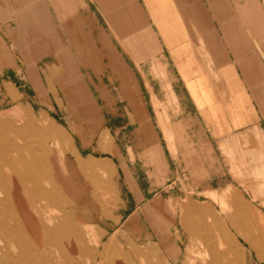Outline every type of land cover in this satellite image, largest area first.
I'll use <instances>...</instances> for the list:
<instances>
[{"label":"crops","instance_id":"crops-1","mask_svg":"<svg viewBox=\"0 0 264 264\" xmlns=\"http://www.w3.org/2000/svg\"><path fill=\"white\" fill-rule=\"evenodd\" d=\"M0 35L11 47L23 45L15 52L22 62L2 72L20 90L48 85L58 97L42 106L99 109L96 120L67 113L74 134L46 116L58 128L54 141L68 143L76 156L88 138L100 149L113 144L114 157L122 158L125 146L146 156L135 160L146 166L139 201L182 185L203 192L264 188V0H0ZM75 114L79 123L97 125L93 135L74 130ZM15 115L9 122L35 117L21 105ZM138 145L143 153L134 152ZM130 177L126 186L133 188ZM209 196L226 204L230 195ZM255 203L257 243L244 264H264V196ZM232 204L241 208L233 217L244 229L249 209L239 199ZM205 206L181 204L180 225L193 237L212 232ZM135 222L133 216L126 224L128 264H167L169 231L152 224L150 234L137 236ZM222 233L220 243L231 246Z\"/></svg>","mask_w":264,"mask_h":264},{"label":"rangeland","instance_id":"rangeland-1","mask_svg":"<svg viewBox=\"0 0 264 264\" xmlns=\"http://www.w3.org/2000/svg\"><path fill=\"white\" fill-rule=\"evenodd\" d=\"M21 47L23 45L11 47L0 35V154L6 151L10 162L16 163L23 171L33 175L36 183L28 181L27 185L30 188L36 186L37 193L33 190V196L24 197L22 202L16 193L14 180L8 178L11 201L18 212L17 221L21 222V228L18 230L16 220L10 218H7L5 224L7 231L1 227L0 231H4L5 241L0 240V264H128L130 246L128 238H131V231L126 224L133 216L137 222L135 227L137 236L150 234L152 224L155 228L163 225L169 231L173 250L167 255V264H211L213 261L220 264H244L246 259L253 258L252 249L257 243L258 229L255 202L259 195L264 196V188L230 186L235 193L231 190L222 192L227 187L212 190L220 192L221 195H230L226 204L220 201L221 198L214 202L209 196L212 191L203 192L183 185L171 188L169 192L167 188L155 189L153 197L139 201L143 199L142 192L147 190L138 187V184L145 183L143 178L146 166L144 163L137 164L135 160L137 158L145 160L146 156L133 155L130 147L125 146L123 157H114L113 144L109 149H100L97 140L88 138L85 141L86 147L81 148V154L86 158L84 159L82 156L74 155L68 143L54 141L52 136L58 133V128L50 117L57 120L67 132L74 134L70 124L66 122L67 113L72 114L73 111L81 115L85 113V119L96 120L99 109L42 106L41 104H53L55 97H58L56 92L49 90L48 85H32L33 88L42 90L26 92L20 90L19 85L9 81L2 72L4 65L17 67L18 62H22L16 58L15 53L16 49ZM38 78L41 81V76ZM17 97L19 99L15 100ZM169 103L172 105V101ZM20 105L25 112L29 111L35 117L26 123L9 122L16 120L15 114ZM157 106L159 107L158 104ZM160 108L166 113L169 110L165 106ZM82 118L75 114L74 130L84 136L93 135V129L97 125L79 123L77 120ZM82 142L81 139H77L74 144L81 146ZM127 142L129 144V141ZM169 142L174 149V139L169 138ZM143 148L138 145L134 152L139 150L138 152L143 153ZM33 163L41 171L33 172ZM125 174L132 176L130 179L132 178L133 188L126 186ZM158 174L160 175V171ZM234 174L241 178V172ZM138 175L142 176L140 180L135 178ZM29 178L31 180V177ZM239 182L243 183L240 179ZM2 187L0 181L1 190ZM2 196L3 194H0V198ZM51 196L55 199L52 206L48 204L47 199L42 198ZM234 198L243 201L245 208L250 212V217L244 218V229L233 217L237 212V208L232 204ZM187 200H191L195 205H211L209 209L206 208L209 212L204 219L212 227L211 234L205 231L203 238L193 237L180 225L181 204ZM20 202L30 211L23 209ZM6 215V208L0 207L1 218L4 219ZM3 219H0V225ZM68 221L81 224L85 240L77 241L78 251L73 262L50 261L52 256L49 245L45 242L39 243L36 239L42 236L48 242L50 237L48 231L54 229L58 223ZM63 231L65 230L56 228L51 235L59 236ZM222 231L231 237V246L220 243L223 238ZM21 232L27 234L26 239L22 238ZM34 245L41 253L38 258ZM129 264L143 263L140 259L133 258L129 260ZM148 264H157V259H150Z\"/></svg>","mask_w":264,"mask_h":264},{"label":"bare ground","instance_id":"bare-ground-1","mask_svg":"<svg viewBox=\"0 0 264 264\" xmlns=\"http://www.w3.org/2000/svg\"><path fill=\"white\" fill-rule=\"evenodd\" d=\"M3 136H4V134H3ZM4 140H6V138ZM35 145L37 146V144H35ZM34 147L32 149H34ZM0 155H2L0 157V181H1L2 185H3L2 190L0 189V194H3V196L0 198V207L6 208V210H7V215H6V217H4V219H3V217L1 218V216H0V219H3V223L0 225V229H1V227H2V230H5L7 228V227L5 228L6 220H7V218H10L12 220H16L17 229L19 230V228H21V222L17 221L18 212L14 208V206L12 204V201H11V189L8 186V182H7L8 178H12L14 180V184L16 185V193H17L19 199L22 202L24 200V197L33 196V190L35 191V193H37V188H36L35 184H33V186H35L34 188H30L27 185L28 181H32V182L36 183V180H35V178H33V175L31 173L23 171L16 163L14 164V163L10 162L9 159L7 158L6 151H4L3 153L1 152ZM21 159H22V157H21ZM40 159H41V157H40ZM43 161H44V159H43ZM35 163H37V161H35ZM35 163H33L34 166H33L32 170H33V172H39L40 169H39V167L36 166ZM27 173L30 174V175H28ZM29 177H31V180H30ZM51 193H52V191H51ZM42 198L47 199L48 200V204L50 206H52L54 204V200L55 199L52 196L51 197H42ZM222 202H224V201H222ZM18 203H16V205ZM41 206H43V205H41ZM21 207L23 209L27 210V211H30V209L26 205H24L23 203H21ZM240 209L238 210V212L240 211ZM237 220H238V218H237ZM56 228H60L61 230H65V231H63L61 234H59V236L51 235V233ZM54 229H52L51 231H48L49 235H50V237L48 238V242L42 236H38V238L36 239L37 242H39V243L45 242V243H47L49 245V248L51 250V256H52L50 261H54L55 262V260H61V261H66V262H73L74 259H75L74 256L77 254V251H78L77 250L78 249L77 248V241H84L85 240V232L83 231L81 224L77 225V224H74V223L68 221L66 223H58V225L56 227H54ZM6 231H7V229H6ZM3 232L4 231H0V240L5 241V240H3V238H4L3 237ZM21 235H22L23 239L27 238V234L25 232H21ZM35 246L36 245H34V250L37 251V254H35V255H36V257L37 256L39 257V256H41V253H40L39 250H36ZM37 258H36V260H37Z\"/></svg>","mask_w":264,"mask_h":264}]
</instances>
